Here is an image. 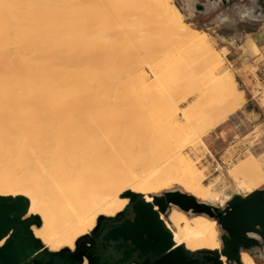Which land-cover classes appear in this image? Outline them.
Masks as SVG:
<instances>
[{
  "label": "bare ground",
  "instance_id": "bare-ground-1",
  "mask_svg": "<svg viewBox=\"0 0 264 264\" xmlns=\"http://www.w3.org/2000/svg\"><path fill=\"white\" fill-rule=\"evenodd\" d=\"M244 104L225 54L172 0H0V195L28 200L26 229L53 251H75L128 193L218 200L197 149ZM226 175L263 189L264 152ZM174 207L177 243L222 247L214 218Z\"/></svg>",
  "mask_w": 264,
  "mask_h": 264
},
{
  "label": "rangeland",
  "instance_id": "rangeland-1",
  "mask_svg": "<svg viewBox=\"0 0 264 264\" xmlns=\"http://www.w3.org/2000/svg\"><path fill=\"white\" fill-rule=\"evenodd\" d=\"M172 1L191 26L209 33L211 43L225 54L226 66L233 71L239 88L244 91L243 107L232 114L225 124L214 129L209 136L205 137L207 133L203 136L207 148L201 144L197 149L199 157L202 156L201 166L207 169L206 184L212 183L214 189L221 192L220 198L213 199L212 203L225 204L236 194L246 196L251 193L247 187L232 182L226 175L227 169L249 152L257 155L264 152V105L261 103L264 92V0ZM253 43H256L259 50L254 49ZM190 103L191 100L180 108ZM151 110L153 113H162L165 105L155 98L151 103ZM184 152L195 158L191 150L186 149ZM162 193L164 192L150 193V196L154 199ZM3 194L0 198H13L6 201L7 203H14L16 198L21 197V194ZM139 195L145 198V194ZM219 231L220 234L223 233L220 226ZM253 251L258 252L256 249ZM223 261L229 264L227 258ZM255 263L264 264V256L257 257Z\"/></svg>",
  "mask_w": 264,
  "mask_h": 264
},
{
  "label": "flooded vegetation",
  "instance_id": "flooded-vegetation-1",
  "mask_svg": "<svg viewBox=\"0 0 264 264\" xmlns=\"http://www.w3.org/2000/svg\"><path fill=\"white\" fill-rule=\"evenodd\" d=\"M156 198H165L166 201L167 196L164 192L152 201H147L139 195L118 215L104 217L97 230L91 231L79 240L75 251L68 248L52 251L36 243L26 229L32 220H23L28 208L24 213L14 210L11 217L16 218V221L3 238L5 239L3 245L12 243L15 247L12 255L18 261L17 264H85L86 258L88 264H157L164 255L161 252L164 240L172 239L173 246L170 250L181 243L176 242L175 227L169 219L175 207L167 203L163 210ZM141 200L151 205L139 204ZM227 202L221 205L211 202V211L216 212L215 206L224 208ZM192 215L195 217L201 213ZM184 248L191 259H199L201 264H226L217 250L190 251L185 245ZM251 249L258 251L254 257L252 256L255 261L257 257L264 256V247L254 246ZM27 251H30V254ZM243 253L244 251L241 253V258ZM0 264L11 263L0 260Z\"/></svg>",
  "mask_w": 264,
  "mask_h": 264
},
{
  "label": "water",
  "instance_id": "water-1",
  "mask_svg": "<svg viewBox=\"0 0 264 264\" xmlns=\"http://www.w3.org/2000/svg\"><path fill=\"white\" fill-rule=\"evenodd\" d=\"M165 194L166 201L165 198H156L163 210L168 203L190 215L201 213L217 221L221 230L225 232L223 235L220 234L222 248L219 253L226 256L228 263L241 264L242 251L254 246L264 247V188L246 196L236 194L224 208L215 206L216 212L211 211L210 203L199 200L181 189L166 191ZM127 195L132 197V201L139 196V194L131 193ZM8 200H13V198H0V242L16 221V218L11 217L12 211L24 213L29 207V202L26 199L16 198L14 203H7ZM139 204L151 205L144 200H141ZM172 246V239L164 240L161 251L164 255L157 264H201L199 259H191L187 255L183 244L170 250ZM14 251L15 247L12 243L0 245V260L5 263L17 264L18 261L12 255ZM27 252L30 254V251Z\"/></svg>",
  "mask_w": 264,
  "mask_h": 264
},
{
  "label": "trees",
  "instance_id": "trees-1",
  "mask_svg": "<svg viewBox=\"0 0 264 264\" xmlns=\"http://www.w3.org/2000/svg\"><path fill=\"white\" fill-rule=\"evenodd\" d=\"M245 250L248 251L251 255H253V257L255 256L253 249H245Z\"/></svg>",
  "mask_w": 264,
  "mask_h": 264
},
{
  "label": "crops",
  "instance_id": "crops-1",
  "mask_svg": "<svg viewBox=\"0 0 264 264\" xmlns=\"http://www.w3.org/2000/svg\"><path fill=\"white\" fill-rule=\"evenodd\" d=\"M226 122H227V121H225V122L222 123L221 125L225 124ZM221 125H219V126H221ZM219 126H218V127H219ZM218 127H216V128H218ZM216 128H215V129H216ZM213 130H214V129H213ZM213 130L209 131V132L207 133V135H205V137H206V136H209Z\"/></svg>",
  "mask_w": 264,
  "mask_h": 264
}]
</instances>
